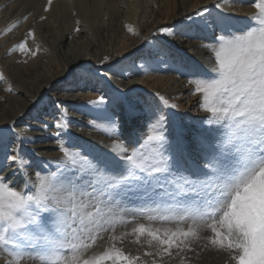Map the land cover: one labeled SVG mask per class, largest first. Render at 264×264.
I'll use <instances>...</instances> for the list:
<instances>
[{"label":"snow or ice","instance_id":"6c2138e0","mask_svg":"<svg viewBox=\"0 0 264 264\" xmlns=\"http://www.w3.org/2000/svg\"><path fill=\"white\" fill-rule=\"evenodd\" d=\"M52 3L48 0L46 11ZM251 6L255 12L246 22L209 19L207 9L189 17V28L210 34L203 45L210 70L187 73L186 79L193 86L190 94L199 97L198 106L208 114L202 123L215 126L211 131L219 134L218 142L193 139L183 126L172 124L164 109L178 105L159 93L153 102L117 94L129 120H144L141 137L122 142L117 132L114 147L92 154L69 146L58 132L63 158L55 172H37L24 189L0 175V250L13 256L12 264L25 259L39 264H164L165 258L195 251L193 245L200 241L225 254L231 264H264V0ZM158 31L174 34L171 27ZM13 51L36 58L41 46L35 32L29 31ZM77 68L79 74L65 84L68 91L81 90V85L86 90L97 73L86 65ZM176 71L186 74L183 66ZM7 91H13L11 86ZM90 103L106 105L108 100L100 96ZM56 127L64 130L68 124ZM10 132L0 129V145L8 146ZM10 158L24 166L23 156ZM121 224L131 225V232L116 235ZM109 232L108 247L93 251ZM129 235L141 248L146 242L143 257L148 259L117 246Z\"/></svg>","mask_w":264,"mask_h":264},{"label":"bare ground","instance_id":"6f19581e","mask_svg":"<svg viewBox=\"0 0 264 264\" xmlns=\"http://www.w3.org/2000/svg\"><path fill=\"white\" fill-rule=\"evenodd\" d=\"M158 1L53 0L50 11H46L48 0H0V73L4 77L0 80V129H10L9 134L14 137L24 133L20 136V141L24 143H8L10 140L5 138L8 146L0 145V169L9 152L8 165L0 175L11 185L23 189L26 181L30 186L35 180L37 172L42 171V174L48 175L57 170L63 158V153L59 151L58 132L66 144L70 140H86L89 141L87 144L96 145L103 152L114 147L119 127L122 142L141 137L144 120L133 122L123 110L117 117L107 113L106 107L117 102V94L120 92L145 100L148 98L144 91L170 98L178 105L179 115L191 112L192 124L184 127L188 134L193 139L210 138L211 128L207 123H202L208 114L203 113L198 106L199 97L190 94L193 86L188 85L186 80L170 74L172 61L168 60L164 52L170 43L172 49L182 51L194 70L208 72L209 53L203 46L205 40L199 41L196 36L193 37L194 40H188L182 33L193 35V28L174 30V27L176 23L187 20L194 13L221 0H161L157 6L155 3ZM241 1L223 0L222 6L226 11L237 12L250 19L255 12L252 2L244 6L240 4ZM110 8L118 13L111 14ZM108 13L110 18L105 16V23H99L103 21L102 16ZM133 16H137L139 26L154 20V23H148L149 27L143 35L150 43L144 50V56H147L148 49L152 51L153 57L159 54L155 59H149L152 64L148 56L138 59L132 67L125 63L128 56L141 50L140 43L137 47L126 48L124 40L119 45L121 39H127L131 35L127 26L132 24L130 19ZM78 27L80 31H76ZM163 27H171L174 34L167 36L160 33L158 30ZM29 31L35 32L36 44L41 46V52L36 58L13 51L26 39ZM55 33V39L51 38L50 35ZM108 39L111 40L110 44L119 45L121 50L103 54V43ZM161 39L165 43L159 47L154 40L156 42ZM28 46L35 47L31 39H28ZM107 55L112 57H106ZM117 61L121 62L117 69L105 71ZM78 65L89 66L97 70V73L92 78V86L86 90L81 85V90L68 91L65 84L79 74ZM9 86L13 89L12 92L7 91ZM49 91L53 92L47 94ZM100 96H104L108 103L93 106L90 101L97 100ZM185 99H189L187 106L182 102ZM155 100L153 98L148 101ZM54 102H58L55 107ZM8 112L13 114L9 115ZM164 113L167 114V111ZM24 117H28V120H23ZM21 120L24 123L13 128ZM113 122L116 127L112 126ZM57 123H67L68 127L64 130L57 129ZM38 141L45 143L38 145ZM17 145L21 151L13 153L12 148ZM76 147L77 150L80 149L79 146ZM14 154L24 157L22 168L11 160L10 157ZM132 237H128L131 243ZM1 259L0 264H5ZM213 259L216 260L215 257Z\"/></svg>","mask_w":264,"mask_h":264},{"label":"rangeland","instance_id":"374dc122","mask_svg":"<svg viewBox=\"0 0 264 264\" xmlns=\"http://www.w3.org/2000/svg\"><path fill=\"white\" fill-rule=\"evenodd\" d=\"M160 1L161 0L158 1L159 3L157 2L155 4L158 6L161 3ZM229 1H231V0H229ZM253 1L254 0H252V1L251 0H242L240 4H243L244 6L245 5H250L248 3H251V2L253 3ZM222 3H223V0H221V2H216V3L212 4V5L204 8V9H207L208 10L209 19H213V18H216L218 16H227V17L234 18L233 19V23H236L237 21H239V22H246L247 20H249V17H247V16H241L237 12L234 13V12L226 11L225 10V7L222 6L223 5ZM119 9H120V7H119ZM150 10H151V8H150ZM110 11H112L110 13L113 14V15H115V14L118 13V11L117 12L114 11V8H110ZM172 11L173 10H171V13H172ZM110 13L103 15L102 16V18H103L102 20L103 21H99V23H105V21H106L105 20V16L108 17V18H110ZM194 14L192 16H190V17H193ZM136 19H137V16L131 17L130 21H131V23L133 25L132 24H129V25L136 32H138L139 35H133L131 33V35L129 34L130 36H128L127 39H121V42L119 43V45L120 44L122 45L123 41L125 40L124 42L126 43L125 44L126 48H129V47H137L138 43H140L139 47L141 49H143V52L139 51V52L135 53L134 55H130L131 57L128 56L130 58L127 57L125 59V63H127L128 66H131V67L134 66L133 64H135V62L138 61V59H141V58H144L145 57L144 56L145 55L144 50L148 47V45L150 43L147 41V38H144L143 35L147 31V29L149 27L148 26V23L149 22L154 23V20L151 19L149 22L144 23L141 26H139L138 21ZM108 21H109V19H107V23H108ZM191 23H192V20L188 18L187 20L182 21V22H179L178 24L176 23V27H174V30L176 28H177V30H180V29L183 30L185 28H188ZM238 26H242V25L241 24H238ZM78 28H80V27H78ZM193 30H194L193 35H191V33H188V32H183L182 34L188 40H194L193 37L196 36L198 38V40L199 41H202V42L204 40L206 42V38L210 37V34L209 33H207V35H206V32H204V33L198 32V31H196L195 28H193ZM199 33H201V34H199ZM180 35L181 34H179V36ZM50 36H51V38L55 39V37L57 35L55 33V34H51ZM190 36H192V37H190ZM205 36H206V38H205ZM110 41L111 40L108 39L107 42H104L103 43V47L105 48V49H103V54H105V53H114V50L115 51H118V52L121 50L120 48H118L119 45L110 44L109 43ZM154 43L157 46L162 47L163 44L165 43V41H163V39H161V40H156V42H155V40H154ZM151 52L152 51L150 49H148V53H151ZM148 53H147L148 60L149 59H153V58L155 59V57L157 55L159 56V54H157L155 57H153L152 55L151 56L148 55ZM164 55L167 58H169L168 60L170 62L172 61L170 64L173 67L171 66L172 67L171 68L172 71H171L170 74H173L175 76H179L178 78L181 79V80H184V81L186 80L187 81L186 76H187V73H190V72L191 73H198V74H205V73H207V71H204V70H201V69L200 70L198 69L199 71L197 69L194 70L193 67H192V65H191V63H189L188 60L186 59V57H184L182 51L179 50V49H177V48H173L172 49V47L170 46V43L167 44V48H166V50L164 52ZM106 57H112V55H107ZM149 61L151 62V60H149ZM152 63L153 62H151V64ZM179 66H183L186 69V74L185 75H181L180 72L176 71V68L179 67ZM0 90H1V87H0ZM52 92L53 91H49V92H47V94H50ZM120 95L124 96V95H127V94L124 93V92H120ZM144 95L147 96L148 100L149 99H153V98H156L157 99L156 94L154 95L153 93H151L149 91H144ZM119 99H120V97H118L117 102H115L113 104H109L106 107L108 114L111 113V114H113V116L117 117L120 114V112L123 110L120 107ZM168 99L170 100V98H168ZM188 101H189V99H185V100L182 101L184 103V106H187ZM170 102L171 103H174V101H171V100H170ZM179 110H180L179 108H177V109H171V110L170 109H167V108L164 109V111H167V114L170 113L169 119H170V122L172 124L174 122H177L179 125H181V126H183V127L186 128V125L188 126V125L192 124V120H193L192 114H190L191 113L190 112V113H187V114L185 113V114L179 115L178 114L179 113ZM13 113H14V111H13ZM13 113L8 112L9 115L10 114H13ZM23 120H28V117H24ZM23 120L19 121L15 125H13V128L14 127H17V126H21L24 123ZM137 122H139V121H137ZM209 127L212 128V127H215V126H209ZM120 130H121V127H119L117 129V132L119 133ZM218 135H219L218 133H214V132H212L210 130V138H209L210 140L207 139V142L208 143H216V142H218ZM195 137L197 138V136H195ZM5 138H7V140L9 139L10 141H12L13 138H14V136L12 134H9L8 133L5 136ZM72 141L73 140H70L69 141V143H68L69 146H79L80 149H83L84 151H88L89 153H92V154H98V153H102L103 152L98 146H96V145L90 146L89 144H87V142L89 143V141H86V140H76V141L74 140L73 142ZM44 143L45 142H43V143H40L39 141L36 142V144H38V145H43ZM84 143H86V145H84ZM87 148L88 149H91V150H88ZM8 154H9V152H7V154H6L7 157H8ZM5 158H6V156H5ZM8 160H9V158L7 160L4 159V164H3V167L0 169V174L3 173L4 170L6 169V166L8 165ZM203 160H204V157H201L200 158V161L202 162V164H203ZM11 165H13V163H11ZM185 175H187V173H185ZM25 187L26 186H24V188ZM130 230H131V225H123V224H121V225H119V226L116 227L115 234L119 236V235H121L124 232H130ZM110 235H111L110 232L109 233H104L103 234L104 239L98 241V246L95 249H93V251L100 252V251L105 250L108 247V245H109V242H110L109 241V237H110ZM202 235H208V233H202ZM129 236H126L124 238L123 243H119L118 242L117 243V246L120 247V248H122L126 253H130L132 255L139 254V255H141L143 257V251H144V249L147 248L146 242L144 244V248H141L140 245H138V244H136L134 242V240H135L134 237H132V243H131L130 240H129V238H128ZM206 243H207L206 241H200V242H198V243H196V244L193 245V248L195 249V251H188V252H185V253H181L180 256H177L176 258H174L172 260H168V258H165L164 264H231V262L229 261L228 257L225 254H222V253H220V252L212 249L210 245L208 247H205L204 245ZM129 245H130V248L128 247ZM214 257L216 258V260L213 259ZM143 258L144 259H148L146 257H143ZM0 259L3 260L5 262V264H12V262H13V256L9 255V253L7 251H4V250H0ZM21 264H39V261L38 260H32V259H25V260L21 261Z\"/></svg>","mask_w":264,"mask_h":264}]
</instances>
